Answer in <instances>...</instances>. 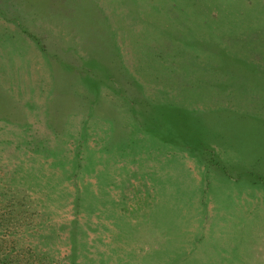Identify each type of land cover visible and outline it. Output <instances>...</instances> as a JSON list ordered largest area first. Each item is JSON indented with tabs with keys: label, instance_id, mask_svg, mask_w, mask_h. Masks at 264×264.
<instances>
[{
	"label": "rangeland",
	"instance_id": "1",
	"mask_svg": "<svg viewBox=\"0 0 264 264\" xmlns=\"http://www.w3.org/2000/svg\"><path fill=\"white\" fill-rule=\"evenodd\" d=\"M0 264H264V0H0Z\"/></svg>",
	"mask_w": 264,
	"mask_h": 264
}]
</instances>
